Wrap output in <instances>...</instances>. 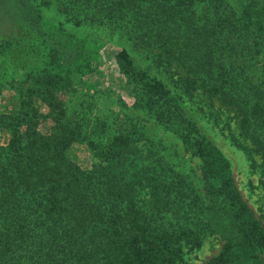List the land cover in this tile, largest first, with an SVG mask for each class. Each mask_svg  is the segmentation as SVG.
Wrapping results in <instances>:
<instances>
[{
	"label": "trees",
	"instance_id": "16d2710c",
	"mask_svg": "<svg viewBox=\"0 0 264 264\" xmlns=\"http://www.w3.org/2000/svg\"><path fill=\"white\" fill-rule=\"evenodd\" d=\"M55 2L66 20L103 27L176 85L179 92L116 51L135 106L199 157L203 193L142 126L92 124L84 107L67 111L77 76L99 59L94 39L46 19L40 6L49 0H0V54L21 60L18 75L1 72L14 104L0 110V264H179L205 233L223 241L205 264H264V225L183 99L228 112L230 139L264 172V64L260 76L247 71L264 48V0ZM75 143L91 151L89 167L67 154Z\"/></svg>",
	"mask_w": 264,
	"mask_h": 264
},
{
	"label": "rangeland",
	"instance_id": "374dc122",
	"mask_svg": "<svg viewBox=\"0 0 264 264\" xmlns=\"http://www.w3.org/2000/svg\"><path fill=\"white\" fill-rule=\"evenodd\" d=\"M39 1L37 0V2ZM49 1V4L40 6L41 13L46 19L54 23H61L65 29L82 37L92 38L99 45V59L94 65L93 71L77 76L78 81L74 86L76 89L70 92L67 97V111L73 114L79 108L84 107L92 124L96 122V118H100L110 122L113 128L120 124L122 127H127L131 123L142 126L143 131L152 138L153 143H156H154L156 149L163 159L175 171L182 174L192 188L202 194L199 157L187 151L171 129L157 122L145 110L135 106L115 62L116 51L121 48L126 49L135 66L147 68L150 74L164 80L166 85L172 89H175L176 85L163 72L148 66L149 63L144 56L131 50L123 39L109 33L103 27L73 24L58 13L55 0ZM229 1L232 5L237 6L242 0ZM13 42L17 43L16 40ZM20 61V57L15 59L13 55L0 54V110L2 111L10 110L13 107L14 93L12 89H8L9 80L1 78V72L18 75L17 65ZM263 64L264 48L262 53L254 59L250 58L247 62V71L255 77L260 76ZM3 67L6 69L3 70ZM174 91L179 92V89ZM183 99L191 118L227 159L235 187L247 206L253 210L255 217L264 225V172L259 166L252 165L248 154L233 144L230 139V128L235 132L234 122L229 118L230 114L220 108L216 102L207 104L201 98L200 100L198 97L189 99L184 95ZM36 104L41 105V102L37 100ZM48 128L49 124L45 122L40 125V130L43 133H47ZM67 154L82 167H89L93 159L91 151L85 143L73 144ZM255 159L259 162L258 157ZM222 242L218 234L205 233L202 244L198 248H183V262L179 264H205L210 257L218 253Z\"/></svg>",
	"mask_w": 264,
	"mask_h": 264
}]
</instances>
